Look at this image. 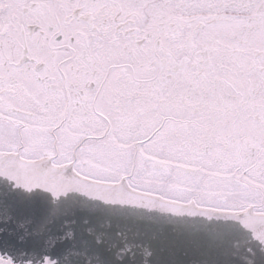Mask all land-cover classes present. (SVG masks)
Segmentation results:
<instances>
[{
	"label": "snow or ice",
	"instance_id": "snow-or-ice-1",
	"mask_svg": "<svg viewBox=\"0 0 264 264\" xmlns=\"http://www.w3.org/2000/svg\"><path fill=\"white\" fill-rule=\"evenodd\" d=\"M0 264H264V0H0Z\"/></svg>",
	"mask_w": 264,
	"mask_h": 264
}]
</instances>
